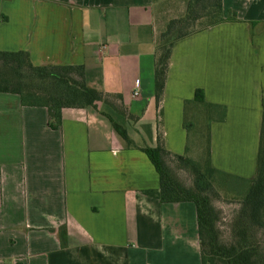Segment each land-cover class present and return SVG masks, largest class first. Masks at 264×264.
<instances>
[{"label": "crops", "instance_id": "obj_1", "mask_svg": "<svg viewBox=\"0 0 264 264\" xmlns=\"http://www.w3.org/2000/svg\"><path fill=\"white\" fill-rule=\"evenodd\" d=\"M223 3L225 21L175 42L159 105L163 15L182 0H0L1 51H29L37 65H84L88 84L133 115L107 103L65 108L55 129L47 107L0 92V264H202L197 205L146 193L161 180L141 148H155L162 133L167 150L189 153L185 101L202 88L208 102L227 106L225 121L193 129L210 124L213 166L255 178L264 0Z\"/></svg>", "mask_w": 264, "mask_h": 264}, {"label": "trees", "instance_id": "obj_2", "mask_svg": "<svg viewBox=\"0 0 264 264\" xmlns=\"http://www.w3.org/2000/svg\"><path fill=\"white\" fill-rule=\"evenodd\" d=\"M185 12L169 20L158 39L155 67L156 99L164 98L175 42L207 27L225 21L223 0H185ZM0 92L21 97L23 106H44L49 110V125L55 129L63 124L65 108H97L107 103L128 117L129 110L117 96L91 87L84 65L47 63L37 65L29 51L0 50ZM205 121H225L227 106L208 102L199 88L193 99L185 101L184 123L190 135H200L206 142L204 163L188 154L166 149L159 133L155 148H141L155 165L161 180L159 189L146 193L162 202L192 201L197 205L202 264H264V114L262 120L257 172L253 179L225 172L213 166L210 157V124L208 132H193ZM117 133L133 146L127 130L110 118ZM203 128V127H201ZM202 130V129H201ZM188 171V181L180 172ZM218 189L231 195L238 206L231 210L221 226V211L215 204Z\"/></svg>", "mask_w": 264, "mask_h": 264}, {"label": "rangeland", "instance_id": "obj_3", "mask_svg": "<svg viewBox=\"0 0 264 264\" xmlns=\"http://www.w3.org/2000/svg\"><path fill=\"white\" fill-rule=\"evenodd\" d=\"M183 1V7L180 11H177L178 8H177V5L178 4H174L173 5V8H177L175 10V12H171L169 13L168 15L165 14L163 15V18H164V28L166 27L167 23L169 22V20L176 16V17H179L180 15H182L184 12H185V9H186V1L185 0H182ZM199 120H200V124L202 123L203 119H201V117H199ZM190 150H189V153H187L189 156L199 160V161H202L204 163V159L206 158V142H205V139H203L200 135H195L194 134L192 135L191 137V140H190ZM204 158V159H203ZM180 176L184 179H187L188 181H190L192 179V175L190 174V172L188 171H182L180 172ZM225 190V189H224ZM224 190L222 189H218V191L220 192V197L216 198L215 199V204L216 206L219 208V210L222 212L221 213V216H222V220H221V226L222 228H226L225 225H223L224 223H226V221L224 220L225 217H228L231 213V210L238 206V203L237 202H232L231 201V198L232 196L231 195H227L226 192L224 193Z\"/></svg>", "mask_w": 264, "mask_h": 264}, {"label": "built area", "instance_id": "obj_4", "mask_svg": "<svg viewBox=\"0 0 264 264\" xmlns=\"http://www.w3.org/2000/svg\"><path fill=\"white\" fill-rule=\"evenodd\" d=\"M138 94H139V88L136 89L135 92H134V95H135V96L138 95Z\"/></svg>", "mask_w": 264, "mask_h": 264}]
</instances>
